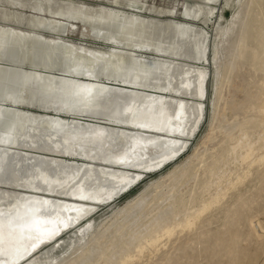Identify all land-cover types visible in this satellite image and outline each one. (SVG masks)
I'll use <instances>...</instances> for the list:
<instances>
[{"label":"bare ground","instance_id":"6f19581e","mask_svg":"<svg viewBox=\"0 0 264 264\" xmlns=\"http://www.w3.org/2000/svg\"><path fill=\"white\" fill-rule=\"evenodd\" d=\"M221 1H188L185 15L206 23ZM145 11L143 0H0V264L21 262L108 188L125 189L196 136L207 71L194 63L207 60L208 32L174 9L166 20L154 6V16ZM71 21L114 47L66 41ZM227 33L223 58L218 48L215 56L219 99L250 65L262 72L251 109L229 116L224 103L169 181L129 202L63 264H264V0H245Z\"/></svg>","mask_w":264,"mask_h":264},{"label":"rangeland","instance_id":"374dc122","mask_svg":"<svg viewBox=\"0 0 264 264\" xmlns=\"http://www.w3.org/2000/svg\"><path fill=\"white\" fill-rule=\"evenodd\" d=\"M75 1V0H72ZM79 1V0H77ZM91 5V7H98L101 5L108 6L114 4L116 0H82ZM126 1V0H125ZM146 3V11L142 14L144 18L154 16L148 11L151 7H155L161 12L157 18L166 20L175 17L179 21H184L189 25L202 28L208 32L209 40L206 46L207 60L196 62L195 65L203 67L207 71L205 80V95L198 98L196 101L203 104V118L196 136L191 139L188 148L182 151L176 158L166 161L156 169L148 171H141L142 174L135 182L131 183L125 189L121 185L111 186L102 193V197L95 201L92 211L88 212L83 217L79 218L78 223L62 231L59 236L45 243L39 249L32 252L30 255L22 259L17 264H63L65 257H67L72 248L84 247L88 245L94 237V233L102 229L103 225H109L116 214L121 211L129 202L134 200L137 196L145 192L152 186V191L160 189L158 182H168L170 173L177 167L184 164L195 152L202 146L211 130V123L215 113L224 107L227 102V113L232 115L234 112H243V106L251 109L252 103L256 99V86L262 72L255 71L253 66H239L232 74L231 81L224 87V98L219 99V93L222 88V81H219L218 66L220 58H223L225 49V41L228 37L227 28L231 23L233 17L240 11L245 0H222L216 7L217 10L209 16L208 22L203 23V18L196 19L192 16L185 15V8L187 2L193 0H143ZM129 6V5H128ZM125 5V7H128ZM13 9H16L13 7ZM174 9L176 14L173 17L168 16L167 12ZM24 12L35 13L33 9H27ZM49 17V16H48ZM51 39H55L50 36ZM63 38L73 43L76 46H85L87 49H98L108 51L112 49L115 43L107 42L99 39L92 31L86 30L81 22L71 21L69 31ZM219 49V55L216 64L215 56ZM225 59L220 62L223 63ZM178 61V60H175ZM261 86V85H260ZM183 98L189 99L184 96ZM190 100V99H189ZM28 111L44 112L43 110L34 107H24ZM233 111V112H232ZM47 114H56L53 111L46 112ZM63 117L72 118L71 116L63 114ZM85 118V117H83ZM77 119V118H75ZM78 120V119H77ZM85 121V119H82ZM264 145V141H263ZM157 148H151L148 153L154 152ZM38 154V152H30ZM46 158H56L58 160L82 161L73 156H68L62 152H52L45 150L40 154ZM135 172L131 170L130 173ZM20 192L19 189L15 190ZM264 193V192H263ZM219 222L213 225L215 228ZM89 229L83 231L84 229ZM249 244V243H247ZM47 250L49 252L47 253ZM204 256V250H202ZM206 263V260H204ZM167 264V261H164Z\"/></svg>","mask_w":264,"mask_h":264}]
</instances>
